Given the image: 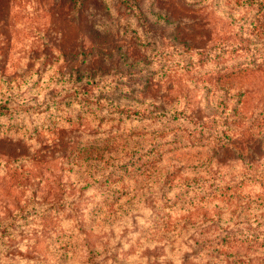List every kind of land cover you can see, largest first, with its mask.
I'll return each instance as SVG.
<instances>
[{"label": "rangeland", "instance_id": "1", "mask_svg": "<svg viewBox=\"0 0 264 264\" xmlns=\"http://www.w3.org/2000/svg\"><path fill=\"white\" fill-rule=\"evenodd\" d=\"M0 264H264V0H0Z\"/></svg>", "mask_w": 264, "mask_h": 264}]
</instances>
